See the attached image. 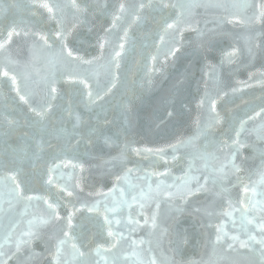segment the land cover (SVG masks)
Wrapping results in <instances>:
<instances>
[{
    "label": "water",
    "instance_id": "1",
    "mask_svg": "<svg viewBox=\"0 0 264 264\" xmlns=\"http://www.w3.org/2000/svg\"><path fill=\"white\" fill-rule=\"evenodd\" d=\"M50 2L70 5V0ZM121 2L138 5L147 0H78L79 4L88 6L87 13L74 14L70 6L66 9L65 42L81 58L70 65L33 59L32 37H14L9 51L0 53V64L6 55L10 56L22 67L27 66L32 79L40 82L31 85L30 99L34 105L48 99V90L43 88L46 78H54L57 88L53 111L44 122H39L19 100L10 81L0 77V176L18 172L25 192L57 203L61 216H66L73 206L86 205L75 214V231L93 253L97 246H110L114 242L107 236L106 227H101L105 196L109 197V205L113 196H120L118 190L112 191L114 188H123L129 202L136 196L138 202L131 210L123 209V218L126 220L131 211L141 226L131 233L125 227L119 229L127 238L116 250L120 264H135L133 252L139 253L144 261L154 255L157 264H171L173 260L183 264H255V258L244 250L227 252L223 243L214 246V241L216 226L221 223L230 234H241L240 212L233 211L236 228L225 213L239 208L242 201L253 199L251 191L244 192V186H256L258 193L262 190L258 182L264 168V119L248 121V116L264 107V26L225 23L218 27L227 13L215 5L231 4L233 0H195L201 6L185 9L187 26L182 34L164 33L165 21L175 19L179 10L158 7L145 9L141 20L135 23L129 16L112 33L106 34L115 6ZM171 3L187 4L189 0H171ZM31 4L32 0H0V31L15 19L20 27L47 35L53 51L58 50L61 41L55 39L56 23L48 18L45 9L32 8ZM125 28L128 37L119 58L120 67L116 69L109 60ZM214 28L221 34H213L210 30ZM106 35L110 43L102 54L99 44ZM256 44L261 47L256 48ZM174 47L180 51L172 55ZM233 48L238 54L233 63H228L225 53ZM69 76L76 79L70 81ZM80 80L90 85L93 97L100 92L103 99L92 103L87 96L89 89ZM112 82L116 86L105 95ZM201 99L205 101L203 106L199 103ZM212 99L216 100V113L211 111ZM217 113L219 122L210 123ZM6 118L15 123L9 125ZM242 121L248 122L239 139L247 146L237 151L233 141ZM76 139L80 140L78 145ZM181 142L183 146L174 150L173 145ZM133 149H139V154ZM230 153L236 154L235 163L242 171L233 174L229 170L226 179L218 180L216 185L211 181L205 185L204 178L214 175L213 170L226 163ZM65 161L83 165V170L73 169L71 163L65 167ZM57 164L61 167L53 173L54 185H48L47 170ZM128 169H133L128 174L133 187L123 179L117 180ZM57 177H60L58 181ZM149 184L153 191L150 199L144 201L141 214L140 193L141 190L147 193ZM64 185L74 193L72 197L60 191ZM169 185L172 187H166ZM197 188L200 191L196 192ZM188 189L195 194H188ZM168 192L173 195L169 197ZM259 199L257 195L255 200ZM97 202L99 212L88 211ZM0 206L3 208L0 245L7 256L11 246L6 237L11 234L15 240L29 219L46 214L47 206L43 200L32 201L25 213V202L10 209L3 198ZM153 216L155 229L150 226ZM145 217L149 218L146 226ZM42 231L47 239L51 229ZM133 240L144 243L133 246ZM32 249L41 254L32 264H48L42 240L34 241ZM107 255L111 259V254ZM91 259L99 257L93 254ZM8 264H20V261L13 258Z\"/></svg>",
    "mask_w": 264,
    "mask_h": 264
},
{
    "label": "snow or ice",
    "instance_id": "2",
    "mask_svg": "<svg viewBox=\"0 0 264 264\" xmlns=\"http://www.w3.org/2000/svg\"><path fill=\"white\" fill-rule=\"evenodd\" d=\"M71 7L74 14H83L87 13L88 6L81 5L78 3V0H70V5H62L60 3H51L50 0H32V4L30 7L32 8H43L48 13V18L54 21L57 25V31L55 32V39L61 41V47L58 50L53 51V44L49 41V37L42 32L33 31L28 27H20L18 22L15 19L9 21L7 27L0 31V53H7L9 51V46L13 42L14 37L21 38H33V43L31 44V52L33 59H46L49 63L55 64L56 62H60L65 65H70L74 61L81 60V58L73 52L71 48L67 46L65 42L67 39V32L63 27L64 17L66 15V9ZM195 0H189V3L184 4H176L171 3V0H158V3H154V0H147V2H140L138 5H126L121 2L115 6V11L112 13V21L111 26L106 29V34H110L114 29H117L118 23H122L129 16L132 18V22H138L141 20V13L145 11V9H152L153 7H158L160 10L166 9H178L179 12L176 15L175 19H172L170 22L165 21L164 23V33L168 35H175L177 32L182 34V29L187 26V20L185 18V9H192L195 7H199ZM216 7L222 8L227 15H225L222 20L219 22L218 27L223 24H245V25H261L264 26V0H233L231 4H217ZM251 10V14L248 12ZM35 15V12L32 13ZM7 18V17H6ZM20 23H23L22 21ZM213 34H221L217 32V29L210 30ZM128 37V29L125 28L123 30V35L118 37V42L116 47L112 50V55L109 60V63L114 65L116 69H119L120 63L119 58L123 55L125 50V44ZM164 36H160L161 43L164 42ZM110 43V39L107 37L102 38L99 47L101 49V53L103 54V50L105 45ZM256 48H260V44L255 45ZM179 47H174L172 51V55H175L176 52H179ZM250 55L252 54V49H249ZM238 50L233 48L231 51L225 53L226 62L233 63L234 58L237 56ZM155 60V57H153ZM84 63L91 64L93 61H83ZM0 77L6 78L11 83L12 89L15 91L19 100L28 106L29 112L34 114L35 117L38 118L39 122H44L49 114L53 111V103L56 99L57 88L55 86V79L51 80L45 79L43 81V88L48 90V99L43 101L36 106L32 103L31 97L33 95L31 90V85L33 83L39 84V81H34L32 79V75L27 71V66L22 67L20 62L12 59L10 56H5V60L2 64H0ZM68 79L70 81H74L76 78L69 76ZM115 79H118L116 77ZM21 81H23V87H21ZM80 83H83L86 88L89 89L87 92V96L89 97L92 103H96L97 100L103 99V95L100 92L96 93V96L93 97V93L90 90V85L85 80H80ZM116 86L115 82L111 83V87L107 88V91L104 93L105 95L110 93L112 88ZM236 91V89H233ZM226 94V93H225ZM204 99H201L199 102L201 106L204 105ZM211 111L212 113H216V100H210ZM169 116L172 115V112L168 113ZM7 119V118H6ZM77 122H79V117L76 118ZM256 119H264V107H261L259 111H255L253 115L248 116V121L256 120ZM248 121H242L240 125V130L235 132L236 139L233 141V146L237 149V151L246 147L247 145L242 144L239 139L241 131L243 130L244 124ZM211 122H219L218 113L211 117ZM7 123L9 125H13L15 122L7 119ZM75 130V126H74ZM72 139H75V136H72ZM264 139V137H262ZM80 143L79 139H76V144ZM191 144V141L188 142ZM223 144H227V141H223ZM183 146V142L180 145H173V149ZM139 154V149H133ZM145 152H151V149H144ZM162 151V150H159ZM202 157V154H199ZM264 156V154H262ZM175 158V157H174ZM237 156L235 153H230L229 158L226 163L221 164L218 169H214V175L206 176L204 178L205 185L211 181L213 185H216L218 180L226 179L229 175V170L235 174L242 171V169L235 163ZM71 163L73 169L79 167L83 170V165H78L72 163L71 161H65L64 166L67 167L68 164ZM61 166L57 164L55 168L49 167L47 170V180L45 181L48 185H54V176L53 173L59 169ZM133 169H128L127 173L123 177H117V180L123 179L125 183H129L128 174L131 173ZM191 171V168H190ZM19 173L16 171L6 172L3 176H0V198L6 200L10 209L14 207L16 204L25 202V213L27 212L28 205L31 204L32 201H40L43 202L47 206V211L45 213H41L38 217H34L27 221V227L22 229L15 240H12L11 234L6 237V242L10 243L11 250L7 254L3 251V246L0 245V264H8V261L13 258H17L20 261V264H32L34 258H38L41 254L34 252L32 249V245L36 240H42L45 245V249L48 253V264H120V257L117 254L116 250L121 244V241L127 239L123 232L119 229L121 227H125L128 229L129 233L136 230V227L141 226V223L138 219H134L131 211H129L127 219L123 218V209L127 207L131 210L133 204L137 203V197H132V202H129L124 197V189L114 188L112 191L116 192L117 190L120 193L119 198L113 196L112 202L109 205L107 203L108 196H105V214L103 216V224L102 228L106 227L107 236L112 238L114 241L110 246H97L94 250L88 249L87 244L82 242V236L78 235L75 231L76 225L74 223V217L76 212L82 210L87 207L86 205H81L80 208L72 207L67 212L66 216H61L58 211L59 205L50 201L49 199L37 196V195H29L25 192L22 184L18 180ZM62 177V174H61ZM60 177H57L58 181ZM239 179V177H237ZM163 183V182H161ZM259 186H261L262 190L258 193L257 187L252 186H244V192L248 193L251 191L252 200L247 202L242 201L239 208H235L225 213L229 218L232 219L233 228L237 227V220L233 217V211H239V232L242 234H230L229 231L225 229V225L223 223L216 226V236L214 241L215 245H223L225 246V250L227 252H231L233 250H244V253L250 254L255 258V264H264V168L260 172V180L258 182ZM79 185H77L78 187ZM129 187H133L129 183ZM159 185H157L156 191H159ZM166 187H172L171 185ZM60 191L65 192L67 196L72 197L74 193L69 189L67 185L60 186ZM153 191L151 185L149 184L148 192H144L141 190L139 197V207L141 209V214H143V208L145 207L144 201L150 199V193ZM179 191V189H178ZM196 192L200 191L199 188L195 190ZM222 190L220 194H223ZM188 194H195L191 189H188ZM173 193L168 192V196L171 197ZM259 195L261 199L255 200V197ZM98 204L92 205L88 208V211H97ZM230 208H232L231 202L229 203ZM3 208L0 206V211ZM199 211V210H198ZM107 213H112L114 215L110 216ZM116 214H119L117 216ZM63 221L64 223H61ZM143 224L149 225V218L145 217ZM150 226L155 229L157 227L156 218L153 216L151 218ZM51 229L50 232L47 233V239H44V233L42 230ZM15 232V228L13 229ZM243 236V238H242ZM144 241H131L133 246L138 244L142 245ZM238 246V247H237ZM151 248L148 249V252L151 253ZM93 254L96 257H99L97 260L91 259ZM107 254H111V259H109ZM133 256L136 257L135 264H157V260L154 255L150 256L148 261H144L140 258L139 253L133 252ZM6 256V258H4ZM127 259V257L125 258ZM171 264H183L182 261L173 260ZM191 264H196V262H191Z\"/></svg>",
    "mask_w": 264,
    "mask_h": 264
}]
</instances>
